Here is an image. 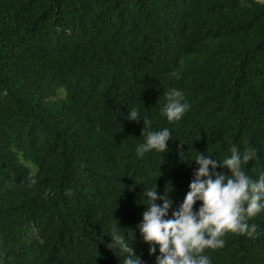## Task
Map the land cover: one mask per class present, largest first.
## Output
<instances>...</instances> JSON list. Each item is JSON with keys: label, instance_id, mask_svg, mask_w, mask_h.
Segmentation results:
<instances>
[{"label": "trees", "instance_id": "1", "mask_svg": "<svg viewBox=\"0 0 264 264\" xmlns=\"http://www.w3.org/2000/svg\"><path fill=\"white\" fill-rule=\"evenodd\" d=\"M172 86L191 104L174 122L160 111ZM133 106L172 130L167 153L136 155ZM233 144L264 172V0H0V264H123L116 219L156 264L144 185L171 184L174 210L197 167L179 150L222 160ZM249 223L257 235L227 233L212 264H264V211Z\"/></svg>", "mask_w": 264, "mask_h": 264}, {"label": "clouds", "instance_id": "2", "mask_svg": "<svg viewBox=\"0 0 264 264\" xmlns=\"http://www.w3.org/2000/svg\"><path fill=\"white\" fill-rule=\"evenodd\" d=\"M164 95L166 102L160 109L161 113L170 122L180 121L191 108L185 91L172 86ZM141 117L144 120V140L136 145V155L143 157L153 151L167 153L172 130L169 127L153 130L151 120L135 106L128 110L126 116L128 120L137 122ZM255 156L253 147L241 152L235 144L231 145L230 155L222 160L208 151L207 154L197 151L192 155L189 150L181 148L180 162H186L189 166L195 162L197 167L189 191L174 210L171 184V190L166 192L168 185L162 194L158 192L157 183L144 185L139 202L146 206V210L137 227L143 241L149 245L150 254L155 255L159 248L156 264H212L206 250L223 248L227 233L249 237L257 235L258 225L249 221L264 211V172L253 178L244 168ZM218 167L229 169V174L217 171ZM197 202H200L198 208L195 207ZM133 233L136 239V231L122 229L116 219L108 235L111 242L107 247L123 257V264H146L136 253Z\"/></svg>", "mask_w": 264, "mask_h": 264}]
</instances>
